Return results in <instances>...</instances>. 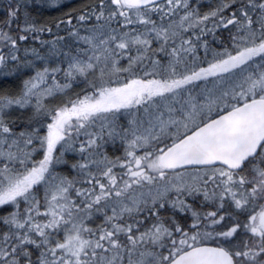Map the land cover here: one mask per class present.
Listing matches in <instances>:
<instances>
[{
	"label": "snow or ice",
	"instance_id": "1",
	"mask_svg": "<svg viewBox=\"0 0 264 264\" xmlns=\"http://www.w3.org/2000/svg\"><path fill=\"white\" fill-rule=\"evenodd\" d=\"M0 10V264H264V0Z\"/></svg>",
	"mask_w": 264,
	"mask_h": 264
},
{
	"label": "rangeland",
	"instance_id": "2",
	"mask_svg": "<svg viewBox=\"0 0 264 264\" xmlns=\"http://www.w3.org/2000/svg\"><path fill=\"white\" fill-rule=\"evenodd\" d=\"M72 2H74V0H72ZM0 12H2V13H0V16H3V11H2V10H0Z\"/></svg>",
	"mask_w": 264,
	"mask_h": 264
},
{
	"label": "trees",
	"instance_id": "3",
	"mask_svg": "<svg viewBox=\"0 0 264 264\" xmlns=\"http://www.w3.org/2000/svg\"><path fill=\"white\" fill-rule=\"evenodd\" d=\"M0 13H2V12H0Z\"/></svg>",
	"mask_w": 264,
	"mask_h": 264
}]
</instances>
